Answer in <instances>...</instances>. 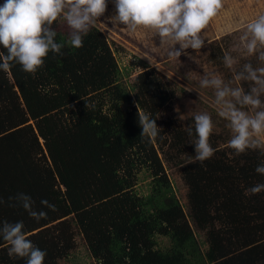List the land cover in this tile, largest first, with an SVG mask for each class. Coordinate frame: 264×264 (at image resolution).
<instances>
[{
    "label": "trees",
    "instance_id": "trees-1",
    "mask_svg": "<svg viewBox=\"0 0 264 264\" xmlns=\"http://www.w3.org/2000/svg\"><path fill=\"white\" fill-rule=\"evenodd\" d=\"M52 27L62 55L50 52L35 73L0 70V226L22 221L44 264L68 259L78 236L96 264H264V192H247L264 183V152L237 155L213 131L215 154L196 160L195 120H161L177 87L148 66L127 82L119 47L96 26L79 49L67 25ZM137 104L163 129L155 140L141 137ZM164 162L179 169L184 205ZM23 196L46 217L34 219ZM9 247L0 236V264H26Z\"/></svg>",
    "mask_w": 264,
    "mask_h": 264
},
{
    "label": "clouds",
    "instance_id": "clouds-1",
    "mask_svg": "<svg viewBox=\"0 0 264 264\" xmlns=\"http://www.w3.org/2000/svg\"><path fill=\"white\" fill-rule=\"evenodd\" d=\"M114 3L117 15L112 22L126 26L132 33L139 29L156 33L161 46H170L168 55L172 59H179L188 49L204 47L202 33L222 8V0H114ZM107 7V0H4L0 5V46L7 50V54H0V70L8 72L18 63L23 71L35 73L44 65L50 52L62 55L65 43L57 42V32L52 27L60 19L66 21L71 30L67 44L77 49L83 47L84 36L104 16ZM240 43L247 56H258L264 61V15L247 23ZM223 63L232 70L238 59L225 53ZM233 80L251 82V86L247 91L242 83L232 86L231 81L225 82L219 74H205L200 86L214 90L217 114L228 121L233 133L228 146L239 155L249 149L264 148V100L261 99L264 95V67L245 63L241 71L234 72ZM136 107L141 137L155 140L163 129L158 127L156 119L140 109L139 104ZM194 120L197 136L193 144L194 157L203 162L215 154L210 144L215 125L206 112L197 113ZM256 172L264 175V162L257 166ZM247 192H264V183L252 186ZM20 199L34 219L39 221L46 217V213L32 210L30 197ZM42 203L56 210L47 201ZM0 236L10 245V257L27 258L26 264H44L46 251L28 238L22 221H4Z\"/></svg>",
    "mask_w": 264,
    "mask_h": 264
},
{
    "label": "rangeland",
    "instance_id": "rangeland-1",
    "mask_svg": "<svg viewBox=\"0 0 264 264\" xmlns=\"http://www.w3.org/2000/svg\"><path fill=\"white\" fill-rule=\"evenodd\" d=\"M107 2V11L97 20L95 26L109 43L119 47L115 51L117 63L123 75L124 71L130 74L129 78L126 75L123 76L125 80L133 81L144 66L155 69L178 88L176 98L162 112L161 120H177L178 124L187 128L192 125V120L197 113L206 112L213 119L214 132L228 137L229 141L233 133L228 126V121L217 114L214 90L202 88L200 80L205 74L209 76L219 74L225 82L231 81L232 86L242 83L246 91L250 88L251 82H236L233 80V75L234 72L241 71L245 63H251L253 67H264V61H260L258 56H247L240 43V37L246 31L247 23L264 15V0H222V8L202 33L205 39L204 47L199 50L188 49L179 59L169 57L170 46H161L159 36L151 30L139 29L132 33L126 26L112 22V18L117 15L115 3L114 0H107ZM3 3L4 0H0V5ZM59 22L62 26L67 25L63 19ZM225 53H230L238 59V63L232 70L224 66ZM261 99L264 100V95ZM260 150L264 152V148ZM164 165L176 190V196L184 205L186 186L180 178L179 169L168 166L166 162ZM149 182L148 173L141 171L138 174L137 193L147 194ZM157 241L161 247L167 244L166 238L163 237H157ZM76 243L70 257L61 261L60 264H96L81 237H76Z\"/></svg>",
    "mask_w": 264,
    "mask_h": 264
}]
</instances>
